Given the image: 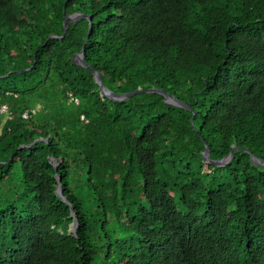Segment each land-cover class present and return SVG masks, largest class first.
<instances>
[{
	"label": "trees",
	"instance_id": "obj_1",
	"mask_svg": "<svg viewBox=\"0 0 264 264\" xmlns=\"http://www.w3.org/2000/svg\"><path fill=\"white\" fill-rule=\"evenodd\" d=\"M252 154L264 0H0V264H264Z\"/></svg>",
	"mask_w": 264,
	"mask_h": 264
},
{
	"label": "water",
	"instance_id": "obj_2",
	"mask_svg": "<svg viewBox=\"0 0 264 264\" xmlns=\"http://www.w3.org/2000/svg\"><path fill=\"white\" fill-rule=\"evenodd\" d=\"M82 16H83V14H81L79 12L72 13V14L66 16L65 22H64L65 23V30H67V28L69 26V20H72V21L76 22ZM91 26H92V24H91ZM52 37L60 38L59 36H56V35H53ZM73 60L75 61V63H77L79 65H82V66H85V67H88V68H90L93 71L94 78H95L96 82L100 86L101 94L103 96H106L107 98L113 100V101H123V100H126L127 98H129V97H131V96H133L135 94L140 93V92H155V93H159V94L164 95L165 101L167 103H169V104L177 105V106H180V107H184V108L190 109L189 105L187 103H185L183 100L179 99L178 97H176L174 95H171L170 93H168L167 91H164L163 89H158V88H149V89L139 88V89H137L135 91H131V92H127V93H118V92H115V91L111 90L109 87H107L105 85V83L103 81V78H102L101 72L99 70L93 68L92 66H90L88 64V62L86 61V59H85V50L84 49L81 50L79 53H77L74 56ZM29 69H31V67L28 68V69L21 70L20 72H24V71H27ZM192 122H193V120H192ZM238 148L239 147H237V146L233 147L232 151L228 155H226L225 157H223L221 159H213V158L210 157V148H209L208 145H206V149L203 151L204 160H205V162H207L209 164H213V165H216V166H224L227 163L232 161V159L234 158V155H235V151ZM247 151H249V150L247 149ZM251 159H252V161L255 164H259V165L264 167V160L261 159L260 157L252 154ZM58 164L59 163H57V167H58ZM58 179H59V185L57 187L56 192L61 198H63L64 201L69 203L67 197L64 196V193H63L61 176H59ZM72 216L74 217V221L71 224V227H70L69 231L70 232H74L75 234H77L79 221H78V218H77V213L74 211L73 207H72Z\"/></svg>",
	"mask_w": 264,
	"mask_h": 264
},
{
	"label": "built area",
	"instance_id": "obj_3",
	"mask_svg": "<svg viewBox=\"0 0 264 264\" xmlns=\"http://www.w3.org/2000/svg\"><path fill=\"white\" fill-rule=\"evenodd\" d=\"M74 100H75V102H78V101H79L77 98H75ZM33 111H35V110H33ZM1 112H2V113H8V106H7V105H3V106L1 107ZM24 117L27 118V117H28V113H25V114H24ZM82 118L84 119L85 116L82 115Z\"/></svg>",
	"mask_w": 264,
	"mask_h": 264
}]
</instances>
